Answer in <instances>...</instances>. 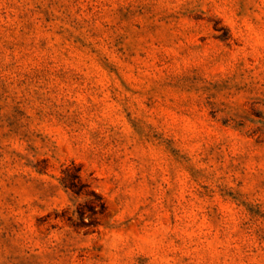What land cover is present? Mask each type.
Returning <instances> with one entry per match:
<instances>
[{
    "label": "rangeland",
    "instance_id": "obj_1",
    "mask_svg": "<svg viewBox=\"0 0 264 264\" xmlns=\"http://www.w3.org/2000/svg\"><path fill=\"white\" fill-rule=\"evenodd\" d=\"M0 264H264V0H0Z\"/></svg>",
    "mask_w": 264,
    "mask_h": 264
},
{
    "label": "trees",
    "instance_id": "obj_2",
    "mask_svg": "<svg viewBox=\"0 0 264 264\" xmlns=\"http://www.w3.org/2000/svg\"><path fill=\"white\" fill-rule=\"evenodd\" d=\"M79 172V168H76L75 165L67 167L65 175L60 178V183L64 188L69 189L76 196L93 195L94 198L90 199L89 202L95 207L98 206L101 211L104 210L105 203L102 197L90 188L89 182L82 180Z\"/></svg>",
    "mask_w": 264,
    "mask_h": 264
}]
</instances>
